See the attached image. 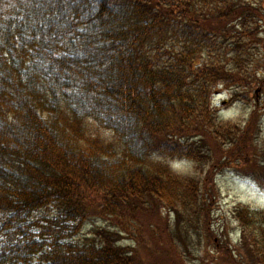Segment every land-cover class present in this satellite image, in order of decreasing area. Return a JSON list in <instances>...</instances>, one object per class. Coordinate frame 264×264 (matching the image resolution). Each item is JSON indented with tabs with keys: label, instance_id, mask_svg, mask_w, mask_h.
<instances>
[{
	"label": "trees",
	"instance_id": "obj_1",
	"mask_svg": "<svg viewBox=\"0 0 264 264\" xmlns=\"http://www.w3.org/2000/svg\"><path fill=\"white\" fill-rule=\"evenodd\" d=\"M263 46L264 0H0V264H264L263 210L212 227L264 190Z\"/></svg>",
	"mask_w": 264,
	"mask_h": 264
},
{
	"label": "rangeland",
	"instance_id": "obj_2",
	"mask_svg": "<svg viewBox=\"0 0 264 264\" xmlns=\"http://www.w3.org/2000/svg\"><path fill=\"white\" fill-rule=\"evenodd\" d=\"M262 52L264 53V46ZM257 96V99L253 97L250 107L252 108L254 105L259 104L261 111L264 112V92L260 91ZM226 99H228V94L226 92L215 95L217 105L221 106L222 101H226ZM223 109L224 116L232 118L243 117L247 112V110H242L240 105L231 106L229 109L227 106L223 105ZM262 125L264 136V115L262 117ZM215 183L218 186L220 197L214 211L212 225L213 231H215L214 234L216 235L217 241L219 240L221 243H225L224 241L227 242L230 240L229 242L232 244L229 247L231 250H234V246L237 245L238 236L236 235V222L232 218L233 209L238 204H243L251 207L252 209L264 211V190L249 178L231 171H224L223 173L218 174L215 177ZM43 213H47L46 210ZM105 227V224L100 218H92L85 224L79 238H85V236L90 234L91 231H98L100 228ZM124 236L125 235L122 237L124 238ZM120 244L126 245L129 244V241L125 239L120 241ZM208 254L210 257L217 256V253L213 252L212 248L211 253ZM198 257L201 258L203 255L200 254ZM201 261L206 263V260H203L202 258ZM201 261L197 260L191 264H202Z\"/></svg>",
	"mask_w": 264,
	"mask_h": 264
}]
</instances>
